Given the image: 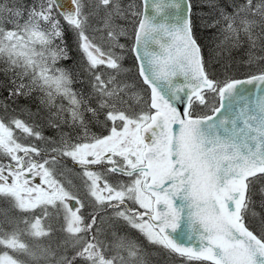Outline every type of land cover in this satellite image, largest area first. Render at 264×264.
<instances>
[{
    "label": "snow or ice",
    "instance_id": "1",
    "mask_svg": "<svg viewBox=\"0 0 264 264\" xmlns=\"http://www.w3.org/2000/svg\"><path fill=\"white\" fill-rule=\"evenodd\" d=\"M206 3L0 0V264H264V0Z\"/></svg>",
    "mask_w": 264,
    "mask_h": 264
},
{
    "label": "trees",
    "instance_id": "2",
    "mask_svg": "<svg viewBox=\"0 0 264 264\" xmlns=\"http://www.w3.org/2000/svg\"><path fill=\"white\" fill-rule=\"evenodd\" d=\"M192 3H193V11L195 13H199V14L209 13L210 9L207 6L206 0H192ZM209 32L214 33L212 30L204 29V28H200L198 33H197L198 40H199L200 44L202 45L203 53H204L206 60H208V52L209 51L207 49V43L205 41V34H209ZM67 40H68L69 45L73 48V50L70 52L72 59L67 60V61H63L62 66L74 67V61L78 58V56L74 50V45H73L71 33L68 34ZM217 51L218 50L215 51V55H216ZM217 57H221V58H220V60L218 59L219 62L216 63L215 65L213 63L214 69H219L222 64L230 63L232 65L233 69H239V71H241V72L246 71V67L244 66V63H243L247 59L244 49L233 50L230 53V55L227 52L221 53ZM127 64H131V63L127 62ZM79 86H80L79 84H76V87H79ZM45 135H49V136L53 135V132L49 129H45ZM175 261H177L176 262L177 264H182L180 259H176Z\"/></svg>",
    "mask_w": 264,
    "mask_h": 264
},
{
    "label": "rangeland",
    "instance_id": "3",
    "mask_svg": "<svg viewBox=\"0 0 264 264\" xmlns=\"http://www.w3.org/2000/svg\"><path fill=\"white\" fill-rule=\"evenodd\" d=\"M213 36H214V33L209 32V34H205V41L207 43V49L209 51L208 52V59L211 58L213 60L214 65H215L216 63L219 62L218 59L220 60L221 57H217V53L215 55V51H213L215 49V41L213 40ZM127 62L131 63V61H127ZM127 65H130V64H127ZM75 87H76V85H75ZM176 262L177 261L174 260L171 262V264H177Z\"/></svg>",
    "mask_w": 264,
    "mask_h": 264
}]
</instances>
